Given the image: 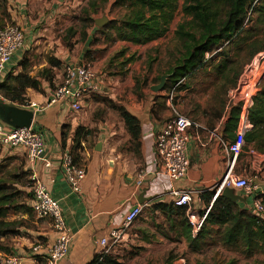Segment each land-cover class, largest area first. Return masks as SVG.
Segmentation results:
<instances>
[{"label":"crops","instance_id":"obj_1","mask_svg":"<svg viewBox=\"0 0 264 264\" xmlns=\"http://www.w3.org/2000/svg\"><path fill=\"white\" fill-rule=\"evenodd\" d=\"M25 5L26 3L22 5L18 0H7L9 13L18 25H22L26 37L24 47L15 53L7 74L11 70H14L16 74L19 73L21 68L18 64L22 58H26L29 59L32 76L38 75L45 68H51V79L56 84L62 79L63 72L61 71L64 70L65 64L78 63L84 56L81 53L74 54L72 46L68 44H65L68 48L64 50L62 47L56 50L55 44L59 43L54 32L57 23L55 20L57 6H53L56 8L54 11L50 13L44 11L39 13L38 18H33L26 13ZM43 20H45L44 28L40 29L38 28L39 23ZM95 30V28L87 30L85 45L94 41ZM61 41L63 42L62 39ZM119 42L137 45L127 41L119 40ZM124 49L126 53L125 56L118 58L120 61L131 56L128 53L129 49L123 48L122 50ZM34 57H38V63L33 62ZM50 58L54 62L59 61L60 64H53ZM132 63L125 67V81L122 82L120 78L107 77L99 73V64L94 62L93 66L97 72L101 90L99 95L86 98L84 109L81 112L73 110L70 104L64 101L47 104L54 91L48 79L50 77H39L42 80L43 92L32 88L27 90V96L30 99L44 104L43 108L35 113L34 126L40 130L46 140V154L34 164L28 161L23 149H14L10 155L14 156L13 161H20L18 166L23 171H28L31 175L35 174L38 179L42 180L48 186L51 195L63 207L66 222L71 228L72 238L69 253L60 264L89 263L100 252L101 239L109 238L111 231L122 225L126 214L137 204H144L142 213L145 220L147 218L165 220L169 230L166 215L161 210L153 211L152 207L160 202H172L170 191L173 188L210 189L224 176L228 168L229 153L225 147V141L235 137V131L231 134L225 130L230 108H221L220 112L215 113L210 106L212 92L209 90L195 94L193 86L175 90L169 85L166 93L167 88L154 91L152 87L158 84L154 82L151 89L155 96L149 97L146 95L147 92L144 93V90L138 89L137 82L132 79L130 73L128 74ZM171 93H174V97L175 93L177 95L174 105L168 102ZM98 96L107 98L110 106L111 103L125 106L138 117L141 125L139 148L132 143L127 124L117 110L114 118L110 117L98 123L100 139L96 142L94 150L91 152L86 147L87 138L97 126L91 115L98 104ZM173 109H177L201 124L200 127L190 128L187 155L191 161V167L188 175L176 182L160 172L155 148L156 134L165 121L171 117ZM0 122L5 128L11 126L1 119ZM78 129H81L80 136H77ZM78 142L81 146L75 152L80 156L87 174L81 184V190L75 192L66 178L62 161L63 153ZM98 145H100L99 149H97ZM18 156L22 159L17 158ZM263 161L264 153L249 146L237 161L236 171L245 175L249 169L251 173ZM4 162L6 161H2L1 164ZM141 169L146 170V176L142 184L138 185V171ZM261 183L264 187V181ZM32 203V199L20 202L33 210ZM195 203L194 211L200 215L198 208L203 211L204 202L198 199ZM14 219H24V224L17 228V233L0 240V257L13 253L20 256L22 264H43V261L37 262L33 259L30 247L38 241L53 242L55 232L51 222L39 218L34 210L31 216L28 212L19 211L10 218V220ZM177 231L181 240L188 244L180 229ZM127 243L128 241H121L114 248L113 253L122 257L128 246Z\"/></svg>","mask_w":264,"mask_h":264},{"label":"trees","instance_id":"obj_2","mask_svg":"<svg viewBox=\"0 0 264 264\" xmlns=\"http://www.w3.org/2000/svg\"><path fill=\"white\" fill-rule=\"evenodd\" d=\"M110 1L91 0L89 5L97 10L99 5H105ZM181 1L114 0L112 6L120 9L119 17L109 19L96 31H102L105 37L112 41L149 44L167 34L177 11L180 10ZM83 11L87 12L88 9L83 8ZM182 11L191 19L179 24L176 30V36L182 41L183 49L181 48L174 66L168 70L169 77L163 89L171 84L170 88L173 87L175 90L193 86L195 94L210 90L212 92L210 106L215 113L220 112L221 108H230L225 130L229 133L235 131V137L230 141H236L244 101L232 104L231 100L228 101L227 94L230 88L237 87L246 65L264 49V46H257L258 42L264 39V0H183ZM7 23L17 24L8 11L7 0H0V28ZM69 32L71 35L67 40L79 33L82 38L87 36V28L77 32L69 28ZM215 52L217 53L207 57L208 53ZM125 53L126 49L118 51L110 59V64L125 56ZM50 60L55 65L60 64L57 60L56 62L51 58ZM135 60L136 55L125 57L117 74H125V67ZM18 65L21 71L16 74L11 70L0 83V95L6 101L19 106L29 104L32 100L27 96L29 88L43 92L40 76L50 77L48 79L52 88L56 89L57 83L51 79V68H45L38 75L32 76L29 59L22 58ZM160 81L161 76L155 82ZM111 106L124 118L132 136V143L139 148L141 125L138 117L123 105L111 103ZM248 118L252 128L245 134L244 151L252 146L253 149L264 153V79L260 83V90L253 97ZM80 133L81 129H78L77 136H80ZM80 146L78 142L69 151L75 162L82 165L80 156L75 152ZM9 168L12 167H9L8 162L0 164V240L17 233V228L24 224V219L10 220L12 211L14 214L19 211L28 212L30 216L33 214V210L20 204L22 202L18 198L20 191L14 187L22 182L24 177L23 173H19L21 167L14 170ZM24 172L29 178L32 177L28 171ZM7 174L11 178H8ZM214 195L213 189L201 195L205 205L202 212L205 213L207 210L208 212L197 234L193 232L186 205L177 206L174 202H160L155 204L152 210H161L166 215L170 230L178 232L177 229H180L189 248L194 252H200L216 244L246 257L264 252V215L258 216L252 212L249 207L250 198L246 202L233 201L220 194L213 200ZM262 199L264 205V194ZM174 258L175 255L171 252L165 264H172ZM87 264L125 262L114 253L98 252ZM226 264H236V261L231 260Z\"/></svg>","mask_w":264,"mask_h":264},{"label":"built area","instance_id":"obj_3","mask_svg":"<svg viewBox=\"0 0 264 264\" xmlns=\"http://www.w3.org/2000/svg\"><path fill=\"white\" fill-rule=\"evenodd\" d=\"M26 43L25 31L18 24L7 23L0 28V83L4 80L9 66L12 64L15 53L22 49ZM215 53H208L211 57ZM101 90L97 72L92 63L81 61L79 63L65 64L61 81L56 85V89L47 101L48 105L59 101L70 104L73 110L81 112L84 109L86 98L97 95ZM256 95V94H255ZM174 93L168 98L172 103ZM253 104V98L248 97L244 101L243 112L238 128L236 141H225V147L229 153L228 168L224 176L217 181L210 189L207 188H173L170 191L172 202L177 206L188 207V217L192 224L193 232L197 234L203 224L208 210L200 215L192 211V204L207 190L213 189L216 199L226 187L235 188L241 195L251 198L249 207L255 215H264V205L262 194H264V161L253 173L239 174L235 167L240 154L244 151L245 134L252 128L248 118L249 107ZM44 104L31 100L23 108H28L35 113L43 108ZM191 117L173 109V114L161 126L156 134L155 148L157 152L160 172L167 175L171 181L176 182L184 179L190 170L191 161L187 155V146L190 141V128L200 127ZM224 142V141H223ZM0 145L13 149H23L28 161L34 164L42 159L47 150L46 140L43 134L34 124L31 127L5 128L0 122ZM62 167L66 178L75 192L81 190V184L86 177L87 171L84 165L75 162L69 150L63 153ZM146 176V170L138 171L137 183L141 185ZM33 180V203L32 208L39 218L49 219L55 232V238L51 243L38 241L30 247L31 255L37 262L43 264H60L68 255L72 238L71 228L68 226L63 207L55 199L48 186L35 174ZM144 204H137L126 214L122 225L111 231L110 237L101 239L102 248L100 252L113 253L114 248L125 240L131 225L135 223L142 214ZM2 264H22L20 256L10 253L0 257Z\"/></svg>","mask_w":264,"mask_h":264},{"label":"rangeland","instance_id":"obj_4","mask_svg":"<svg viewBox=\"0 0 264 264\" xmlns=\"http://www.w3.org/2000/svg\"><path fill=\"white\" fill-rule=\"evenodd\" d=\"M90 1L91 0H18L22 5L26 3V13L33 18H38L39 13H43L44 11L50 13L56 9L53 8V6H57L58 9H56L57 11L55 12V20L57 23L55 22L56 29L54 32L59 43L55 44L56 50H59L61 47L63 50L68 48L65 44H69L68 46L71 45L74 54L78 55L81 53L84 56L82 61H87L92 64L97 62L99 64V73L104 74L107 77L120 78L122 79V82L125 81V74H117L122 60H116L113 64H110L109 61L117 51H120L123 48H128V53L130 55H137V60L129 66L128 74L130 73L132 79L137 82L139 90H144V93L147 92L146 95L149 97L155 96V90L153 89V91L151 86L159 76L168 74V70L174 66L180 55L179 53L183 43L177 38L176 30L179 24L185 23L187 20L191 19V17H186L182 11L183 0L181 1L180 10L177 11L167 34L161 39L147 45H132L119 42V40L112 41L105 37V34L102 31H96L98 28L102 27L97 24L96 20L105 17L110 20L118 18L120 9L114 8L112 6L114 0H111L105 5H99V8L95 10L90 7ZM83 8H87L88 11L84 12ZM44 24L45 20L39 23L38 28H44ZM20 26L22 27V25ZM69 28H72L75 32L86 28L88 31L95 28L96 32L94 31V41L85 45V38H82L79 34H76L67 40L71 35ZM257 46H264V39L258 42ZM33 62L38 63V57H36ZM61 72H63V69ZM263 79L264 49L258 52L253 60L246 65L244 72L238 81L239 83L237 87L230 88L227 94L228 101L231 100V103L233 104L234 102H246L248 97L253 98L260 90V83ZM167 90L168 88L166 89V93ZM98 97V104L91 115L96 121L97 126L90 137L87 138L88 143L86 144V147L89 148L91 152L94 150V146L98 139H100L98 123L104 122L110 117L114 118L116 113V110L110 106V103H108L107 98H103L102 96ZM176 100L177 95L175 93V97L172 101L173 105L176 103ZM13 150L14 149H10L7 146L0 145V164L2 161H6L9 163V167H12L9 169L12 170H14V168H20L18 167L20 161H13L14 156L10 155ZM17 158L22 159V157L19 156ZM10 160H12V162H10ZM242 171H244V169H242ZM254 171L255 170H252L251 173ZM19 173H23L22 175H24V177L22 182L20 181V183L14 187L20 191L18 198H20L21 201H28L32 199L33 181L28 177L27 173L21 170V168ZM249 173L250 170L248 169L247 174ZM7 176L8 178H11L9 174H7ZM195 205L196 203L192 204V211L195 210ZM198 209H200L199 213L200 216H202V209ZM13 215L15 214L12 211L10 218ZM145 219L146 218L143 217L142 213L139 219L130 226L128 236L123 240L128 241L125 253L120 257L125 264H165L166 256L169 252H173L175 255L172 264H226L231 260H235L236 264H264L263 251L252 257H246L238 252L227 249L220 244H216L207 247L200 252H194L184 240H181L175 231L168 230L165 220L159 221L157 219ZM45 220L49 221L48 219Z\"/></svg>","mask_w":264,"mask_h":264},{"label":"water","instance_id":"obj_5","mask_svg":"<svg viewBox=\"0 0 264 264\" xmlns=\"http://www.w3.org/2000/svg\"><path fill=\"white\" fill-rule=\"evenodd\" d=\"M64 1V0H60ZM109 19L102 18L96 20L97 24L103 26L105 25ZM168 74H164L161 77L160 83L154 85L152 89L155 91H160L164 88ZM35 111L23 108L18 105L7 102L3 97H0V119L13 126V127H31L34 124ZM100 148V145L97 146V149ZM222 194L233 201H242L246 202L247 197L241 195L235 188L226 187L223 189Z\"/></svg>","mask_w":264,"mask_h":264},{"label":"bare ground","instance_id":"obj_6","mask_svg":"<svg viewBox=\"0 0 264 264\" xmlns=\"http://www.w3.org/2000/svg\"><path fill=\"white\" fill-rule=\"evenodd\" d=\"M255 70V69H254Z\"/></svg>","mask_w":264,"mask_h":264}]
</instances>
